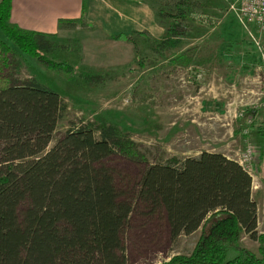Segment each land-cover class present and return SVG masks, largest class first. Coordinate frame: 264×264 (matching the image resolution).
Masks as SVG:
<instances>
[{"label": "trees", "instance_id": "trees-1", "mask_svg": "<svg viewBox=\"0 0 264 264\" xmlns=\"http://www.w3.org/2000/svg\"><path fill=\"white\" fill-rule=\"evenodd\" d=\"M194 8V0H176L171 11L154 10L158 20H171L165 39L154 40V51L184 43ZM11 11L12 0H3L0 34L8 42L50 70L75 71L48 56L55 35L11 24ZM86 13L84 0L82 17L61 20V29L90 28ZM136 36L151 37L135 32L113 40L134 45L141 60ZM13 54L0 36V264H128L121 233L132 208L119 200L112 173L102 163L120 155L148 165L147 157L112 124H74L52 145L67 104L35 79L13 77ZM81 74L89 84L103 80L102 74ZM138 197L166 214L173 240L203 229L190 256L162 264H264L253 177L235 160L203 152L148 165ZM242 234L259 243L260 257L240 246Z\"/></svg>", "mask_w": 264, "mask_h": 264}, {"label": "rangeland", "instance_id": "rangeland-1", "mask_svg": "<svg viewBox=\"0 0 264 264\" xmlns=\"http://www.w3.org/2000/svg\"><path fill=\"white\" fill-rule=\"evenodd\" d=\"M147 1L155 11H171L176 2ZM194 3L189 37L177 49L156 52V38L135 37L141 60L134 45L115 41L99 30L80 26L66 29L51 38L55 50L48 56L74 66L72 74L48 69L23 55L0 34L14 52L10 74L20 80L35 79L58 92L67 104L52 145L74 124L82 123L117 126L137 143L148 165L203 152H225L238 159L247 137L255 144L249 134L253 124H249L248 112L254 106L257 74L264 92V33L252 27V37L226 0ZM159 22L167 27L171 20L160 18ZM81 70L102 74L103 80L89 84ZM256 144L262 159L254 169L253 188L259 187L258 179L264 182V135L257 137ZM102 165L112 173L119 200L132 208L121 233L127 263L162 264L174 256H190L203 229L171 238L166 214L138 197L148 165L120 155ZM240 246L260 257L259 243L248 236L242 234Z\"/></svg>", "mask_w": 264, "mask_h": 264}, {"label": "crops", "instance_id": "crops-1", "mask_svg": "<svg viewBox=\"0 0 264 264\" xmlns=\"http://www.w3.org/2000/svg\"><path fill=\"white\" fill-rule=\"evenodd\" d=\"M2 1L0 0V3ZM83 2L84 0H12L11 24L23 30L57 36L66 30L60 27L61 20H76L82 17ZM86 4V24L108 38L121 34L130 36L135 32H147L158 41L165 39V26L159 22L147 0H86ZM252 27L256 28L254 25ZM261 85V75L257 74V86L253 90L256 94L254 106L253 110L248 112L249 120L254 123L249 127V134L256 143L257 137L264 135V92ZM235 110L236 108L232 109V115ZM220 154L233 159L225 152ZM261 157L262 154L259 152L257 163L260 162ZM253 181L255 185V180ZM258 181L257 190L253 188L255 190H253V199L258 206V231L264 234L260 222V215L264 211V182L259 179Z\"/></svg>", "mask_w": 264, "mask_h": 264}, {"label": "built area", "instance_id": "built-area-1", "mask_svg": "<svg viewBox=\"0 0 264 264\" xmlns=\"http://www.w3.org/2000/svg\"><path fill=\"white\" fill-rule=\"evenodd\" d=\"M240 25L253 37L251 26H255L260 33H264V0H226ZM249 120V124H252ZM247 135L249 136L248 132ZM245 149L233 159L241 165L253 178L254 169L258 161L259 148L247 137ZM254 185V181H253ZM257 188V187H254Z\"/></svg>", "mask_w": 264, "mask_h": 264}]
</instances>
